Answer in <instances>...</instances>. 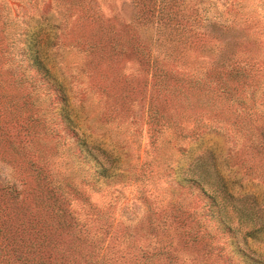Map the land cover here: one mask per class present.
Here are the masks:
<instances>
[{"label": "trees", "instance_id": "16d2710c", "mask_svg": "<svg viewBox=\"0 0 264 264\" xmlns=\"http://www.w3.org/2000/svg\"><path fill=\"white\" fill-rule=\"evenodd\" d=\"M77 1L84 7L74 20L77 25L86 24L91 34L84 42L86 49L98 52L94 63L103 64L106 69L100 88L104 103V98L113 96L114 106L119 105L126 112L136 104L146 105L150 113H159L161 119L168 111L163 123L175 130L181 116L198 119L203 114L216 113L213 97L230 99L235 103L236 115L247 117L241 120L243 128L249 136H257L255 141L249 139L251 148L256 146V152L264 151V108H261L264 106L248 103L240 96L241 84L249 76L250 68L247 69L241 55L235 56L233 50H227L233 19L224 17L212 22L220 36L209 30L210 22L199 34L195 29L202 18L196 6L191 7L190 14L184 12L185 0H132L139 11L136 21L125 25L130 35L123 39L110 18L108 22L100 20L92 7L94 0H65V3L70 9ZM3 2L6 3L0 0V11ZM148 22L154 26L151 37L139 33L136 26ZM5 29L4 23L0 28V53L9 55L2 42ZM211 38L217 41L216 46L208 44ZM25 43L26 57L35 68V75L50 83L51 76L41 65L33 43L29 40ZM127 49H131L139 71L114 72V64L124 59ZM203 55L209 59H203ZM3 59L4 56L0 57V162L10 164L17 175L0 174V264H157V261L160 264L162 258L174 264L178 255L172 238L158 232L160 222L165 221L150 220L148 216L140 227L120 232L105 216L103 201L89 200V190L100 194L104 182L113 178L108 173L113 159L104 149L87 142L84 133L72 124L64 111L63 89L56 85L61 103L64 102L57 128L64 136L73 137L79 148L78 159L87 164L93 162L94 170L92 175L84 174L74 182L69 179L66 164L54 169L40 159L47 150V142L54 146L64 136L47 135L49 112L38 104L39 91L32 84L37 78L28 76L23 69L16 71L2 66ZM135 75L137 82L129 86L128 77ZM135 92L137 97L132 96ZM217 111L222 113L220 109ZM169 119L174 120L168 122ZM153 132L159 131L153 128ZM187 155L186 166L182 163L177 168L184 173L180 182L198 186L209 201L208 207L216 208L220 221L230 230L232 226L228 223L235 220V230L241 233L245 244L247 239L263 232L264 207L254 197L235 196L231 192L230 183L211 151L205 148L194 157L188 151ZM60 167L63 171H59ZM175 209L179 211V219L184 215L188 218L193 214L188 211H195V208ZM198 235V229L188 232L184 243L195 241ZM239 253L247 258L246 263L264 264L259 255L244 249H239Z\"/></svg>", "mask_w": 264, "mask_h": 264}, {"label": "rangeland", "instance_id": "374dc122", "mask_svg": "<svg viewBox=\"0 0 264 264\" xmlns=\"http://www.w3.org/2000/svg\"><path fill=\"white\" fill-rule=\"evenodd\" d=\"M5 1L1 4L4 6L0 11V28L5 23L6 33L2 42L5 52L10 54L0 53V57H5L2 66L7 65L16 71L23 69L28 76L37 78L34 81L29 79L39 91L38 104L49 112L46 114L48 136L58 133L64 136L56 123L61 120L60 108L64 103L55 90L56 85L63 89L66 98L64 111L72 124L84 133L87 142L109 153L113 162L108 173L113 178L104 182L100 194L87 188V195L93 202L103 201L105 216L114 222L118 231L138 228L146 223L148 216L150 220L165 221L160 222L158 232L171 236L178 255L174 264H249L239 249L264 259V229L256 233L254 239H247L245 244L241 233L235 230V220L228 223L232 226L230 230L220 221L216 208L208 207L209 201L198 186L180 182L184 173L177 169L182 163L186 166L187 151L194 157L203 149H209L226 175L231 192L235 196L254 197L264 207V151L256 152V146L251 148L249 139L255 141L257 136H249L243 128L241 120L247 117L243 119L236 115L233 101L213 97L216 113L203 114L198 119L181 116L175 130L163 123V118L167 120L168 111L162 120L159 113H150L146 105L136 104L126 112L119 105L114 106L113 96L104 98V103L100 98V88L106 69L103 64L94 63L98 52L86 49L84 42L91 35L87 25H77L74 20L83 11L82 2L72 3L68 9L65 0ZM93 2L92 7L100 20L110 18L123 39L130 35L125 25L133 24L139 11L132 0ZM183 5L186 14L191 13V7H197L198 16L202 18L195 29L199 34L210 22L209 30L220 36L212 22L224 17L234 20L227 38V50H233L235 56L241 55L247 69L250 68L249 76L241 84L240 96L248 103L264 106V0H185ZM136 26L142 35H153L151 22ZM233 35L240 37L232 38ZM26 40L31 41L37 50L41 65L51 76L50 83L41 75L42 79L35 75V68L26 57ZM210 40L208 44L216 46L217 41ZM130 50L127 49L122 61L114 64V72L126 71L129 74L139 71ZM203 56V59H209ZM128 80V85L133 86L138 75L128 77ZM136 94L138 92L132 96L137 97ZM218 109L222 113H218ZM254 125L259 127L257 123ZM153 128L159 132L152 133ZM46 144L47 150L40 159L49 162L50 167L57 169L58 165L66 164L70 171L69 179L74 182L84 174L92 175L93 162L87 164L78 159L79 148L71 135L56 141V147L51 142ZM59 171L63 169L60 167ZM0 174L16 176L17 172L10 164L0 162ZM57 177L60 176L57 174ZM99 182H102L101 178ZM176 207L179 210L195 208V211H188L193 214L179 219ZM195 229L200 235L195 241L185 244L186 234ZM167 262L162 258L160 264H170ZM155 263L159 264L158 261Z\"/></svg>", "mask_w": 264, "mask_h": 264}]
</instances>
